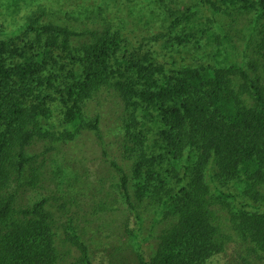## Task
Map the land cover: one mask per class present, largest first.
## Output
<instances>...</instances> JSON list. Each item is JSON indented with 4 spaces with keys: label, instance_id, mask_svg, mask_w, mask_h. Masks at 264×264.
I'll return each mask as SVG.
<instances>
[{
    "label": "trees",
    "instance_id": "1",
    "mask_svg": "<svg viewBox=\"0 0 264 264\" xmlns=\"http://www.w3.org/2000/svg\"><path fill=\"white\" fill-rule=\"evenodd\" d=\"M80 2L43 0L0 24V264H57L60 234L89 258L52 198L23 199L42 188L38 142L53 151L93 132L104 143L91 108L109 97L131 164L113 163L118 195L140 228L141 210L166 225L150 259L138 247L139 263L207 264L238 242L264 257V0H130L136 19L149 12L164 28L138 47L102 5L93 18ZM244 18L240 59L227 20Z\"/></svg>",
    "mask_w": 264,
    "mask_h": 264
},
{
    "label": "rangeland",
    "instance_id": "2",
    "mask_svg": "<svg viewBox=\"0 0 264 264\" xmlns=\"http://www.w3.org/2000/svg\"><path fill=\"white\" fill-rule=\"evenodd\" d=\"M38 2L43 3V0H0V24L7 26L14 19L25 18L32 8L37 7ZM133 2L146 6L151 0ZM97 3L107 10L104 16L115 18L120 29L133 39L134 46L138 47V41L141 42L143 38L163 32L159 18H151L149 12L142 19H136L141 10L137 6L131 12L128 9L130 0H81L79 4L87 5L88 14L94 18L99 6H94ZM145 19H151L153 23L148 26L138 24L137 21ZM227 21L235 26L228 29L234 36L236 53L242 59L249 53L246 46L249 40L245 26L247 23L245 18L237 24L231 23L229 19ZM157 45L161 52H166L162 50V43ZM114 98L106 99L104 110L96 104L91 108L93 114L101 115L104 143L93 132H85L69 146L48 151L42 142H38L30 151L36 158L34 167L38 170L42 188H35L37 193H31L33 188L28 186L23 202L28 204L46 197L52 198L50 209L59 219L63 216V223H67L69 218L73 220L71 223L89 249L88 258L78 247V242L75 241L76 244L60 234L56 246L63 258L57 264H140L138 247L142 245L145 258L150 259L157 249L158 237L166 227L165 223L157 220L154 212L141 210L144 224L140 228L135 213L122 203L118 195L119 178L113 163L123 166L129 173L131 164L122 146L123 136L119 134L122 113L118 111ZM60 182L65 184L61 190H57L55 186ZM103 204H106L104 209ZM63 231L61 228L58 233L63 234ZM236 247L234 255L216 257L207 264H264V257L258 258L247 249V245L238 242Z\"/></svg>",
    "mask_w": 264,
    "mask_h": 264
}]
</instances>
